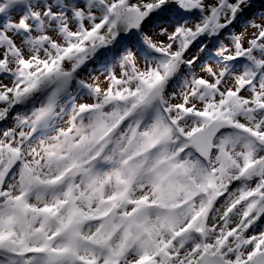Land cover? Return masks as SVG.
Masks as SVG:
<instances>
[{"label":"snow or ice","instance_id":"obj_1","mask_svg":"<svg viewBox=\"0 0 264 264\" xmlns=\"http://www.w3.org/2000/svg\"><path fill=\"white\" fill-rule=\"evenodd\" d=\"M0 264H264V0H0Z\"/></svg>","mask_w":264,"mask_h":264}]
</instances>
